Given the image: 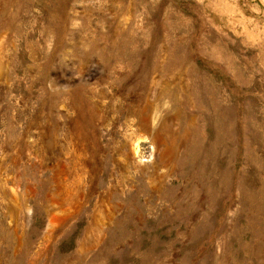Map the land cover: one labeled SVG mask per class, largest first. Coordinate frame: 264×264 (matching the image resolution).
Wrapping results in <instances>:
<instances>
[{
    "label": "rangeland",
    "instance_id": "374dc122",
    "mask_svg": "<svg viewBox=\"0 0 264 264\" xmlns=\"http://www.w3.org/2000/svg\"><path fill=\"white\" fill-rule=\"evenodd\" d=\"M0 264H264V0H0Z\"/></svg>",
    "mask_w": 264,
    "mask_h": 264
}]
</instances>
